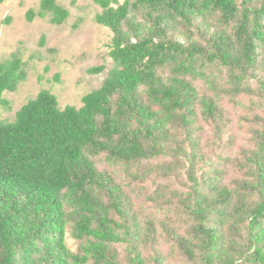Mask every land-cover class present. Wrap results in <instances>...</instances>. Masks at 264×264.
<instances>
[{
	"label": "trees",
	"instance_id": "trees-1",
	"mask_svg": "<svg viewBox=\"0 0 264 264\" xmlns=\"http://www.w3.org/2000/svg\"><path fill=\"white\" fill-rule=\"evenodd\" d=\"M57 1L26 20L63 25ZM93 1L113 33L102 86L79 109L43 90L0 121V264H264V0ZM27 76L0 60V107Z\"/></svg>",
	"mask_w": 264,
	"mask_h": 264
},
{
	"label": "rangeland",
	"instance_id": "rangeland-1",
	"mask_svg": "<svg viewBox=\"0 0 264 264\" xmlns=\"http://www.w3.org/2000/svg\"><path fill=\"white\" fill-rule=\"evenodd\" d=\"M57 2L70 13L67 21L61 26L52 25L47 17H36L32 22L26 20L29 10H38L40 0H3L0 4V60L5 61L13 54H18L26 64L28 73L26 81L19 86L17 92L4 94L3 98L8 101L9 108L0 107V121H14L21 107L35 99L43 90L49 91L57 98L61 110L68 106L79 109L82 106V98L99 89L108 76L113 64L109 55L113 33L96 23L95 17L101 13V9L93 0ZM42 37L44 45H41ZM100 66L106 67L103 73H88L89 69ZM244 102L246 105L247 101ZM224 106L235 114H231L234 122H241L239 117L248 113L241 106L233 109L227 102ZM245 130L241 129L240 123L233 125L236 148L248 144ZM101 168L120 176L121 179L124 175V169L119 166L102 165ZM156 170L157 168L148 166L150 177L146 183H140V188L131 183V187L127 189L137 205L145 201L143 186L152 188V178L155 177ZM227 173L231 172L228 170ZM229 176L226 181L231 178ZM178 182H182V179ZM171 183L173 188L179 190L177 181ZM150 204L147 203L149 206ZM143 211L144 216L154 221H162L165 218L161 210L153 207ZM68 245L72 250H76L74 240L69 238Z\"/></svg>",
	"mask_w": 264,
	"mask_h": 264
}]
</instances>
